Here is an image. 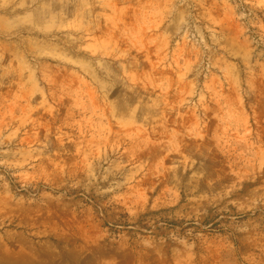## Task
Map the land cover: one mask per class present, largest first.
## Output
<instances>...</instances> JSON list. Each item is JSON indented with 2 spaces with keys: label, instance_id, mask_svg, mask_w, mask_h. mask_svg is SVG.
Returning <instances> with one entry per match:
<instances>
[{
  "label": "rangeland",
  "instance_id": "obj_1",
  "mask_svg": "<svg viewBox=\"0 0 264 264\" xmlns=\"http://www.w3.org/2000/svg\"><path fill=\"white\" fill-rule=\"evenodd\" d=\"M0 264H264V0H0Z\"/></svg>",
  "mask_w": 264,
  "mask_h": 264
}]
</instances>
